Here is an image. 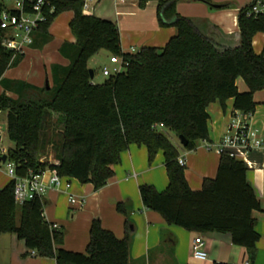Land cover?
Listing matches in <instances>:
<instances>
[{
    "label": "trees",
    "instance_id": "obj_1",
    "mask_svg": "<svg viewBox=\"0 0 264 264\" xmlns=\"http://www.w3.org/2000/svg\"><path fill=\"white\" fill-rule=\"evenodd\" d=\"M138 1L144 8L150 0ZM151 1L156 2L159 26H174L175 35L164 47L124 52L118 25L85 14L84 0H50L53 11L45 8L46 20L34 31L31 47L41 49L51 41L49 28L65 11L73 12L69 28L76 41L60 46L69 63L51 64L49 88L4 77L24 54L3 46L5 31L0 28V112L6 113L5 134L14 143L7 160L19 177L55 168L60 176L99 189L113 176L112 165L120 162L121 153L131 144L146 146L150 164L162 151L168 186L160 193L152 185H140L145 207L160 212L168 224L189 231L229 234L253 262L260 233L252 213L261 206L245 163L221 153L215 178L205 179L202 188L193 191L178 158L181 149L194 150L198 141L209 139V104L219 101L224 106L231 98L234 111L254 113V94L264 90V44L256 53L253 38L264 33V15L246 16L250 4L242 7L237 16L239 43L225 46L178 13L177 3L183 0ZM5 8L0 0V14ZM100 51L120 57L126 66L96 83L90 78L88 61ZM239 77L247 84L246 91L238 90ZM168 132L184 136L187 144L176 145ZM50 150L57 164L41 161ZM14 185L10 180L0 188V235L15 234L28 251L54 258L56 264H129L133 222L127 202L117 205L125 216V236L116 237L94 219L85 251L76 253L62 247L64 233L46 220L44 200L35 197L18 204Z\"/></svg>",
    "mask_w": 264,
    "mask_h": 264
},
{
    "label": "crops",
    "instance_id": "obj_2",
    "mask_svg": "<svg viewBox=\"0 0 264 264\" xmlns=\"http://www.w3.org/2000/svg\"><path fill=\"white\" fill-rule=\"evenodd\" d=\"M199 1L183 0L177 4L176 9L180 15L187 16V7L182 3ZM213 3L230 4L225 0H213ZM242 7L244 6L212 7L211 10L205 12L206 19L202 18L197 23L192 21L201 32L213 37L220 44L236 46L240 39L237 16ZM84 13L115 22L120 31L124 52H135L145 46L164 47L177 31L174 26H167V28L159 26L156 2L151 0L144 8L139 6L138 0H91ZM72 17V11H65L54 20L49 28L52 36L58 27L65 30V39L60 42L58 48L64 42L74 43L76 41L69 28ZM260 43L261 48H257ZM263 44L264 33L256 34L253 38L254 51L261 53ZM29 49L33 48H27L25 53ZM97 54L89 60L94 59ZM90 61H88V67ZM53 63L68 65L69 61L63 59L49 61L48 66L44 67V84L46 80L50 82L48 70ZM4 77H6V72ZM16 78L39 87L44 86L42 84L44 80L37 74L33 75L32 72L24 79L17 76ZM236 85L240 92L248 89L241 77L237 78ZM254 100L256 108L249 120V125L264 134V90L257 91L254 94ZM207 111L210 113L209 139L198 141L194 150H180V157L185 160V178L193 191L200 190L205 179L215 178L220 164V153L217 152L216 146L227 133L236 112L231 98L225 102L224 106L219 101L209 104ZM5 116L4 112L0 127L5 124ZM2 133L5 131L0 132L1 137ZM179 142L174 143L179 146ZM238 159L242 160L247 167L248 180L256 196L259 197L261 206V210L252 213L256 230L260 233L253 262L249 259L244 247L232 243L229 234L189 231L181 226L168 224L160 212L145 207L139 186L152 185L161 193L168 186V176L163 152L159 151L150 164L147 148L144 145L131 144L127 150L123 151L120 162L112 165L113 176L99 189H95L91 183H81L70 177H65L71 183L69 189L49 188L42 197L45 206L44 215L47 221L56 224L57 229L64 233L63 248L76 253L84 252L89 241L90 225L94 219H98L102 226L113 232L116 237L125 236V216L117 210V205L127 202L129 217L133 222V232L129 242V264H214L216 262L264 264V148L245 152ZM48 160L56 161L52 150L49 151ZM1 164L4 163L0 161V188L11 180L6 168ZM48 177L49 172L44 174L45 180ZM71 197L83 200L82 204L71 202ZM198 235L204 242V250L207 252L206 260L196 259L192 255V242ZM0 264H56V261L54 258L32 255L23 240L13 233H5L0 235Z\"/></svg>",
    "mask_w": 264,
    "mask_h": 264
},
{
    "label": "built area",
    "instance_id": "obj_3",
    "mask_svg": "<svg viewBox=\"0 0 264 264\" xmlns=\"http://www.w3.org/2000/svg\"><path fill=\"white\" fill-rule=\"evenodd\" d=\"M14 7L5 8L0 14V28L5 31L2 44L3 46L13 51L15 54H24L25 50L34 42V31L40 22L46 20L45 8L50 7V0H12ZM84 0L83 10L88 9V2ZM50 12L53 7L49 8ZM83 11V12H84ZM264 15V0H253L250 7L246 11V16ZM110 62L112 68L103 67V75H117L123 71L126 63L117 56H111ZM253 113L246 115L236 111L232 117L227 133L218 142L216 149L218 153H228L232 157L239 158L245 152L259 150L264 148V134L258 132L257 129L249 125V120ZM7 154V153H4ZM1 154V155H4ZM48 160L47 157H42L41 161ZM180 165L185 166V160L182 157L178 158ZM57 164V160L50 162ZM7 174L11 180L15 181L14 194L18 204H22L26 200H31L35 197L42 198L51 187L69 189L71 183L65 177L60 176L55 168H47L37 174L29 173L28 176L19 177L15 173V166L7 159L4 163ZM49 172L47 180L44 179V174ZM70 201L82 204L83 200H77L71 197ZM56 224H52V228L57 229ZM32 255H35L34 250H30ZM192 255L199 260L207 259V252L204 250V242L201 236H196L192 242ZM245 264H250L246 262Z\"/></svg>",
    "mask_w": 264,
    "mask_h": 264
},
{
    "label": "rangeland",
    "instance_id": "obj_4",
    "mask_svg": "<svg viewBox=\"0 0 264 264\" xmlns=\"http://www.w3.org/2000/svg\"><path fill=\"white\" fill-rule=\"evenodd\" d=\"M7 8L14 7L15 3L12 0H1ZM230 2V7L234 6H246L251 4L253 0H225ZM181 2V1H180ZM178 2V3H180ZM177 3V4H178ZM184 6L187 7L186 13L187 18L193 20L197 23L200 19H206L205 12L211 10L212 7L204 1H199L196 3H187L183 2ZM184 16V15H182ZM194 17V18H193ZM65 30L64 28L58 27L57 30L54 32V36L52 37L51 41L46 44L45 47L33 48L29 49L25 55L23 56L22 60L20 61L18 66L12 67L6 71L7 78H16L17 77H27L29 73L37 74L43 81V85H45V65L48 66L49 61H56V59H64L60 52H59V44L60 42L65 39ZM261 40H259L260 42ZM257 48H261V43L257 46ZM111 54L107 51H102V53H98L94 59L89 62V69L95 70V76L93 81L96 83H101L106 80L107 76L103 75V67L107 66L109 68L113 67V64L110 62ZM48 74L50 75V70H48ZM50 78V76H49ZM3 92V89L0 85V93ZM4 112H0V121H3ZM1 130V127H0ZM167 135L173 142H179V137H177L174 133L168 132ZM2 140H0V155L7 153L8 148L14 147L13 141L8 139L5 133H2ZM6 168L4 164H1Z\"/></svg>",
    "mask_w": 264,
    "mask_h": 264
},
{
    "label": "water",
    "instance_id": "obj_5",
    "mask_svg": "<svg viewBox=\"0 0 264 264\" xmlns=\"http://www.w3.org/2000/svg\"><path fill=\"white\" fill-rule=\"evenodd\" d=\"M225 5H226V4H217V3H212V4H211V6L214 7V8H221V7H224ZM89 73H90V78L93 79V78H94V72H93V69H89ZM45 86H46L47 88H49L48 80H46V84H45ZM5 130H6V124H2L0 132H4ZM0 140H2V139H1V135H0ZM179 141H180L181 145H183V146H185V145L187 144V140H186L185 137L182 136V135L179 136ZM6 159H7V155H6V154H4V155H0V161H1L2 163H5Z\"/></svg>",
    "mask_w": 264,
    "mask_h": 264
}]
</instances>
